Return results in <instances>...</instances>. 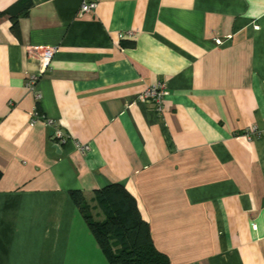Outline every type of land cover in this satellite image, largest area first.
Wrapping results in <instances>:
<instances>
[{"label":"crops","instance_id":"1","mask_svg":"<svg viewBox=\"0 0 264 264\" xmlns=\"http://www.w3.org/2000/svg\"><path fill=\"white\" fill-rule=\"evenodd\" d=\"M81 1L0 0V264H110L69 191L116 182L170 264H264V0Z\"/></svg>","mask_w":264,"mask_h":264},{"label":"trees","instance_id":"2","mask_svg":"<svg viewBox=\"0 0 264 264\" xmlns=\"http://www.w3.org/2000/svg\"><path fill=\"white\" fill-rule=\"evenodd\" d=\"M11 30L20 37L17 18L12 20ZM36 109L41 112L37 104ZM69 194L110 264H170L168 255L156 247L135 197L121 183L94 190L104 220L94 219L81 191L70 190Z\"/></svg>","mask_w":264,"mask_h":264},{"label":"built area","instance_id":"3","mask_svg":"<svg viewBox=\"0 0 264 264\" xmlns=\"http://www.w3.org/2000/svg\"><path fill=\"white\" fill-rule=\"evenodd\" d=\"M98 4H99L98 0H82L81 5L77 11V15L83 16L85 13L94 12ZM256 27H258V25H256ZM215 43L219 44L221 43V40L217 38V40H215ZM41 53H42L40 58L41 61L50 60L51 56L54 53V48L45 47L42 49ZM35 83H36L35 77H29L27 81V85L30 88H34ZM166 86L167 84L163 81L153 83L152 85L147 86V88L143 90V92L139 95L140 97L139 99L143 102H147V104L150 103L155 109V111L161 114L164 109L163 99L165 97V94L167 93ZM43 114L44 113L41 112L39 113L35 107V111H33V114L31 116V123H33L34 120H39V121L42 120L45 121L47 124L52 125L53 131H52L51 139L53 140V142L58 146L65 144L70 136L64 133L63 130L58 126V124H55L51 119L45 117V115ZM260 131L261 130L259 129L256 131L255 127L250 126L246 129L245 134L247 136L253 137L256 136L258 133H260ZM76 148H78L77 150H79L81 153H86V151L90 149V147L85 143L76 144Z\"/></svg>","mask_w":264,"mask_h":264}]
</instances>
